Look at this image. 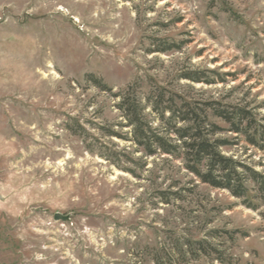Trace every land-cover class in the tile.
<instances>
[{
  "label": "rangeland",
  "instance_id": "rangeland-1",
  "mask_svg": "<svg viewBox=\"0 0 264 264\" xmlns=\"http://www.w3.org/2000/svg\"><path fill=\"white\" fill-rule=\"evenodd\" d=\"M130 87L180 146L167 108L203 112L264 183V0H0V264H154L180 238L214 250L191 264H264L261 182L237 199L149 156L117 109ZM211 103L250 112L258 145Z\"/></svg>",
  "mask_w": 264,
  "mask_h": 264
},
{
  "label": "trees",
  "instance_id": "trees-1",
  "mask_svg": "<svg viewBox=\"0 0 264 264\" xmlns=\"http://www.w3.org/2000/svg\"><path fill=\"white\" fill-rule=\"evenodd\" d=\"M174 47H176L175 44L172 48ZM89 78L94 81L98 88L108 92L112 91L95 77L90 76ZM115 98L119 99L117 109L126 121L125 127L131 129L130 141L144 149L149 156L157 154L178 155L186 163L188 172L193 174L202 184L214 189L228 191L237 199H247L249 193L247 182L251 180L256 184L261 182V189L264 191V183H262V178L257 172L222 154L221 148L228 146L229 142L213 139L214 136L224 130L217 124L209 122L205 111V116H203V112L201 114L198 109L192 110L186 104L181 108L175 106L167 108L173 119L185 125L180 128L173 126L174 130L167 129L169 134L173 133L176 136L178 142L181 143L180 146L168 135H162L148 124L144 116L145 106L138 100L132 87L127 92H120ZM149 102L159 112L157 109L159 103H153L152 99H149ZM207 107L213 112L214 117L231 125L230 132L245 134L252 145H258L256 138L250 137L248 131L243 129V123L249 121L250 112L242 108L236 110L222 109L218 103L208 104ZM162 117L164 116L162 115ZM172 118L171 123L173 122ZM171 123L169 126L172 125ZM108 134L113 138L122 137L121 139H126L114 131L109 130ZM261 138L263 144L259 148L264 150V136ZM180 149L183 150L182 154L179 153ZM248 207L251 205L248 204ZM213 251L212 246L206 241L180 238L178 241H174L168 251L165 248L162 249L163 256L156 252L153 261L154 264H191L192 261H198L203 256H210Z\"/></svg>",
  "mask_w": 264,
  "mask_h": 264
},
{
  "label": "water",
  "instance_id": "water-1",
  "mask_svg": "<svg viewBox=\"0 0 264 264\" xmlns=\"http://www.w3.org/2000/svg\"><path fill=\"white\" fill-rule=\"evenodd\" d=\"M60 219H64V217L60 215L56 217V220H60Z\"/></svg>",
  "mask_w": 264,
  "mask_h": 264
}]
</instances>
